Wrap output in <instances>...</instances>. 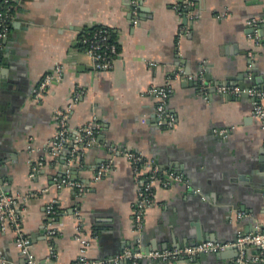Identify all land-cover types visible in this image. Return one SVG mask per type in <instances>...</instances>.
<instances>
[{
	"label": "crops",
	"instance_id": "obj_1",
	"mask_svg": "<svg viewBox=\"0 0 264 264\" xmlns=\"http://www.w3.org/2000/svg\"><path fill=\"white\" fill-rule=\"evenodd\" d=\"M6 1L0 190L14 198L37 264L104 262L137 240L143 252L229 243L255 226L264 228V123L251 118L247 96L212 88H264V0H190L182 17L175 11L178 0ZM91 29L105 30L115 47L107 71L94 70L79 45ZM253 30L258 46L248 39ZM56 66L59 81L34 102L33 89ZM198 73L204 84L184 78ZM165 86L170 87L165 109L174 124L160 129L154 120L158 100L146 92ZM55 110L69 111V138L93 117L99 125L94 143L70 164L67 148L55 154L46 148L56 132ZM103 146L142 154L182 179L154 190L139 235L131 226L134 165ZM106 163L108 171L95 180ZM64 179L86 191L78 195ZM49 203L51 237L44 213ZM219 254L139 264H232L240 253ZM260 258L255 247L241 252L243 264H264ZM0 260L23 264L11 230L0 231Z\"/></svg>",
	"mask_w": 264,
	"mask_h": 264
},
{
	"label": "built area",
	"instance_id": "obj_2",
	"mask_svg": "<svg viewBox=\"0 0 264 264\" xmlns=\"http://www.w3.org/2000/svg\"><path fill=\"white\" fill-rule=\"evenodd\" d=\"M135 0H133L134 2ZM177 8L180 17L185 16L184 12L190 10V0H178ZM184 9V10H183ZM10 7L6 0H0V42L4 40L8 33V13ZM198 14H190L189 18H197ZM186 18V17H185ZM248 25L254 26V22H248ZM183 27V26H182ZM255 46L260 44V38L256 30L248 36ZM80 45L84 49L92 61V67L96 71H107L111 68L112 59L115 56V47L107 41L106 31L103 29H94L90 34L82 37L79 40ZM250 57V55H248ZM61 73V67L56 66L49 74L45 75L38 85L32 91V99L34 102H40L44 98L47 90L51 84L58 82ZM176 76H180L179 74ZM187 80H196L200 84H204L203 76L198 73L194 76L184 77ZM205 88H210L206 86ZM216 93L221 95H245L252 100L251 118L264 123V88L257 90L252 88H238L236 86H213ZM158 100L157 106L154 110V120L157 127L160 129H168L174 124V117L165 109V102L170 93V87L165 86L160 89H149L146 92ZM79 93H75L72 97L76 101ZM68 110L61 111L55 110L52 113V120L56 126V132L53 139L46 145V148L51 153H58L63 148L68 149L69 159L67 163L70 164L73 160L77 159L78 154H82L89 148L95 141V136L99 130V125L93 117L91 120L83 124L77 131L76 135L69 138L67 135L66 122L68 118ZM217 135L223 137V131H219ZM110 154H119L126 158L132 165H134V175H136L135 195L136 199L131 210V226L132 231L139 235L143 227V215L146 208L152 202V195L156 188L166 189L174 183L182 181L179 175L171 172L163 171L154 165L151 160L145 158L142 154L128 152L125 149L117 150L113 147L103 146ZM109 169V164L106 163L98 167L94 173V179L99 180L106 171ZM69 187L76 189L77 194L84 193V188L76 183H69L65 180ZM14 198H11L2 193L0 190V231L11 230L14 234V246L19 255L23 257V264H37L30 253V243L28 238L22 235L19 220L16 214ZM46 219V231L48 236L55 235V229L52 224L53 206L52 203L44 207ZM237 217H241L237 215ZM246 247H255L260 251V255H264V228L258 226L249 233L238 235L232 242L218 243L204 241L197 243L193 246L174 247L164 250H149L143 252L138 244L135 242L133 248H123L121 252L104 262H88L82 258L77 259L73 264H139L141 261H153L159 263H176L177 261L193 258L204 254H219L228 249H235L240 253L232 264H243L241 260V252ZM264 262L263 258L259 259ZM0 264H9L4 260H0Z\"/></svg>",
	"mask_w": 264,
	"mask_h": 264
},
{
	"label": "water",
	"instance_id": "obj_3",
	"mask_svg": "<svg viewBox=\"0 0 264 264\" xmlns=\"http://www.w3.org/2000/svg\"><path fill=\"white\" fill-rule=\"evenodd\" d=\"M184 22H185V21H184V20H182V24H184ZM61 180H62V179H61ZM61 180H60V182H61ZM187 246H193V245H187ZM164 249H166V248H164ZM164 249H162V250H164ZM231 250H233V251H236V250H235V249H233V248H231ZM225 251H227V250H225ZM225 251H224V252H225ZM224 252H222V253H224ZM219 256H221V257H222V254L220 253V254H219ZM234 257H236V252H235V255H234Z\"/></svg>",
	"mask_w": 264,
	"mask_h": 264
},
{
	"label": "trees",
	"instance_id": "obj_4",
	"mask_svg": "<svg viewBox=\"0 0 264 264\" xmlns=\"http://www.w3.org/2000/svg\"><path fill=\"white\" fill-rule=\"evenodd\" d=\"M93 30H94V29L89 30L88 33H85L82 37H85L86 35L90 34ZM82 37H81V39H82ZM109 42H110V41H109ZM79 45H80V43H79ZM80 46H81V45H80ZM81 47H82V46H81Z\"/></svg>",
	"mask_w": 264,
	"mask_h": 264
}]
</instances>
